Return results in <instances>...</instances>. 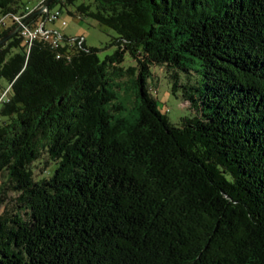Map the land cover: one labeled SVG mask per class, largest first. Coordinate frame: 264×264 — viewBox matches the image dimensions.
Returning <instances> with one entry per match:
<instances>
[{
	"label": "trees",
	"instance_id": "16d2710c",
	"mask_svg": "<svg viewBox=\"0 0 264 264\" xmlns=\"http://www.w3.org/2000/svg\"><path fill=\"white\" fill-rule=\"evenodd\" d=\"M54 7L112 30L116 51L0 47V264H264V0ZM33 9L0 0V19ZM153 67L189 105L176 125Z\"/></svg>",
	"mask_w": 264,
	"mask_h": 264
},
{
	"label": "rangeland",
	"instance_id": "374dc122",
	"mask_svg": "<svg viewBox=\"0 0 264 264\" xmlns=\"http://www.w3.org/2000/svg\"><path fill=\"white\" fill-rule=\"evenodd\" d=\"M42 0H23L26 3V7L33 9L38 6L39 2ZM59 11L58 8L54 7L51 13ZM41 19L38 20V24H41ZM62 21L65 22V26H62ZM45 28L48 31H54L58 33L60 37L64 36L68 41H74L77 38L82 39L85 42L87 48H95L98 51V58L104 61L105 57L112 55L116 51L115 47H107L115 36V34L110 29L99 27L95 21L88 18H81L79 20L77 17H69L63 10L59 20L55 22H46ZM64 44V42H62ZM125 63L123 68L135 66L133 61L130 60L127 54L124 55ZM153 78L151 81V91L153 97L157 100V111L161 114L167 116L171 124H178L183 118L189 117V105L187 103H182L180 97H176L171 92V87L168 84V79H166L165 70L160 67L151 68ZM126 88L121 90H116L119 93L120 101L123 104L124 117L131 119L133 110L135 108V98L129 88L128 78H123ZM2 95V93H0ZM35 176L37 178L41 177L39 171H35ZM6 197V196H5ZM9 197V196H8ZM2 197H0L1 199ZM7 198V197H6ZM5 203H0V214L2 213Z\"/></svg>",
	"mask_w": 264,
	"mask_h": 264
},
{
	"label": "built area",
	"instance_id": "2783aa9c",
	"mask_svg": "<svg viewBox=\"0 0 264 264\" xmlns=\"http://www.w3.org/2000/svg\"><path fill=\"white\" fill-rule=\"evenodd\" d=\"M31 12V11H30ZM29 14L25 13L22 16H7L3 19H0V29L5 27L7 24H20L22 20H24L25 17H27ZM61 14L57 12L49 13L47 14L46 20H44L41 24H38L37 22L33 24L32 26H22L20 30V36L22 38L23 43L25 46L30 49L34 41H43L46 43H49L54 49H57L60 44V36L58 33H55L54 31H48L45 28L46 22H55L59 20ZM62 26H65V22L62 21ZM82 42V39L78 42L80 44Z\"/></svg>",
	"mask_w": 264,
	"mask_h": 264
},
{
	"label": "water",
	"instance_id": "95a60500",
	"mask_svg": "<svg viewBox=\"0 0 264 264\" xmlns=\"http://www.w3.org/2000/svg\"><path fill=\"white\" fill-rule=\"evenodd\" d=\"M54 2V0H45V2L35 7L24 20L21 21L20 24L16 25L15 28L10 31L8 34H5L2 38H0V47L8 42V40L13 38L15 35L19 34L22 26H27L32 20L36 19L38 16L42 14H47L49 12V6ZM43 24V23H42Z\"/></svg>",
	"mask_w": 264,
	"mask_h": 264
}]
</instances>
